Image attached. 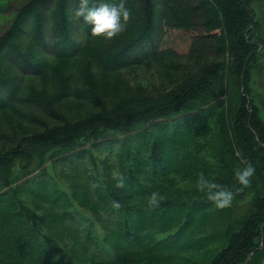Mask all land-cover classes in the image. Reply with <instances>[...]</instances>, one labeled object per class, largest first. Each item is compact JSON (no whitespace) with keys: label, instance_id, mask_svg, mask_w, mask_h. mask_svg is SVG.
<instances>
[{"label":"trees","instance_id":"trees-1","mask_svg":"<svg viewBox=\"0 0 264 264\" xmlns=\"http://www.w3.org/2000/svg\"><path fill=\"white\" fill-rule=\"evenodd\" d=\"M257 1L124 0L130 18L107 38L75 17L77 0H24L0 34V122L10 135L4 139L0 130L7 142L0 150V264H82L50 231L59 227L90 252L88 264H147L143 254L196 251L215 240L224 244L209 264H264V118L250 86L264 56ZM158 18L181 29L187 54L162 46ZM182 55L190 64L177 62L174 69L173 62L163 63ZM146 64L182 74L162 91L110 108L86 75ZM68 97L99 110L58 123L35 117L33 108L44 107L58 118L55 109ZM5 113L11 117L2 119ZM28 114L38 126H19ZM204 149L214 165L204 161ZM105 150L116 174L96 165L95 152ZM248 162L256 171L243 186L234 172ZM60 167L79 181L72 190L58 183ZM201 171L233 191L230 206L219 208L197 187L179 186ZM79 189L109 213L112 248L102 245L92 225L80 233L88 221L77 219L72 194ZM153 192L161 197L156 204L150 203ZM249 195V209L234 218ZM25 198L51 211L39 215ZM210 218L217 220L215 231L198 232Z\"/></svg>","mask_w":264,"mask_h":264},{"label":"rangeland","instance_id":"rangeland-1","mask_svg":"<svg viewBox=\"0 0 264 264\" xmlns=\"http://www.w3.org/2000/svg\"><path fill=\"white\" fill-rule=\"evenodd\" d=\"M3 1L2 3H6V5L0 6V34L5 30V28L9 24V20L14 14L15 10L24 2V0H0ZM256 13L260 21L261 30H263L264 34V0L257 1L256 4ZM168 19L164 18H158L157 23L160 22L158 25L156 35L160 38V42L162 43L163 47H171L176 48L177 52L181 54H187L185 50H187V46L185 43H183L181 40L183 39V35L181 32V29H172L168 27ZM160 20V21H159ZM76 27V25H75ZM194 33H198L196 30L200 29H193ZM192 30V31H193ZM163 32H166L163 34ZM178 40V41H177ZM178 42V43H176ZM160 47V46H159ZM148 47L144 49V51H148ZM141 50H138L136 53H139ZM131 55V54H130ZM188 58L185 55H182L180 58L170 57L169 60L163 63H167L168 65L173 62L174 69H176V63L180 62V65H187L190 64ZM80 65V64H79ZM85 66L84 64H81ZM166 64L162 67H158L154 64H146V65H136L132 67H128L116 72H113L111 74L104 73L102 71H99V73L96 75L93 71L90 73L87 72V76H92V79L94 80V83L99 84L100 88L102 90V97L101 101L105 104L107 108H110L114 106L115 104L126 100L130 97H136L141 93H157L159 90H163L164 86H167L169 83H171L172 79H177L181 77L182 69L180 72L176 70L168 71L166 69H163ZM69 67V66H67ZM82 67V66H81ZM180 69V68H179ZM48 76V75H47ZM51 79V78H50ZM91 79V78H90ZM103 79H105V83H103ZM81 79H79V82ZM44 83V82H43ZM43 83L38 81H33V84L35 85H43ZM176 83V82H175ZM47 86L49 85L46 84ZM82 85V84H81ZM45 86V85H43ZM251 95L252 99L255 102V104L258 106L259 111L261 112L263 118H264V56L262 57L261 61L258 62V64L254 67L253 74H252V82H251ZM46 87V86H45ZM53 92H50L48 96H52L56 93V89H52ZM141 96V95H140ZM97 106V105H96ZM95 105H91L89 103L76 100L73 98H65L63 101L58 105L57 110L55 109L57 113V117H52V114L49 115L47 111H44V107H36L34 112L37 113V116L45 118L48 122L53 119H57L56 123L59 122L62 118H71L72 120H80L84 117L85 113L90 111H98L99 108ZM34 112L32 114H34ZM6 114V113H5ZM28 114L27 117H23L19 120V123L21 127L24 129L26 127L33 128L36 125L35 123H38L36 120H34L33 115ZM59 115V116H58ZM11 117V114H6L3 117ZM76 117V119H75ZM9 119V118H8ZM0 122V130L4 133L2 135L4 136V139H6L7 128L8 126H1ZM3 124V123H2ZM16 127H14L15 129ZM12 129V126L11 128ZM1 134V133H0ZM7 142L5 140L0 141V150L2 146H6ZM108 150H105V152H95L97 158L96 165L100 166V168H107L111 169L115 174L118 172V169L113 165L111 162L113 156H111ZM203 155H206L204 157V161L209 160L211 165H214L216 162L215 158L208 152V150L204 149L202 151ZM209 154V155H208ZM114 160V159H113ZM103 172V171H102ZM58 176L59 181L63 187H66L67 189L70 188V190L73 189V185L75 186L76 183H79V181L74 177L73 172H71V169L68 168H58ZM197 174V173H196ZM195 174V175H196ZM198 175V174H197ZM196 175V176H197ZM182 181V180H181ZM196 181L197 178L190 177L189 179H185V181H182L179 183V186L181 188L189 187L195 188L196 187ZM249 192L248 194H250ZM74 196V207L77 209L78 215L77 219L82 221H88L85 225L81 226L80 233L85 234V232L89 229V226L92 225L91 232H94L95 235H98L101 239L102 245H105L107 247L112 246L106 241V237L110 230V221H109V213L103 210L102 207H100L97 204V200L95 198H90L84 193H82V190L79 189L77 191H74L72 194V197ZM26 201L32 207L38 211L39 215H43V212H49L47 207H43L40 205L44 204H36L34 201H31L28 198H25ZM250 199L251 196H247L245 199L240 200L238 203V207L236 210H234L233 217H238L244 213L247 212V210L250 207ZM49 222V221H48ZM217 220L210 218L209 220L205 221L202 225L201 229L198 232H214L213 230V224L216 223ZM52 233H55L59 239H62V243L67 247V249L73 253L78 261L82 264H88L90 263L92 259V255L90 252H87L85 248L82 247V245L79 243V241L76 239L74 240V236H72L68 231L62 229L61 227L56 229L50 230ZM152 235L158 236L165 234V232H158L157 230H152ZM200 233H197V235ZM224 240L218 241L215 240L211 245H207L201 249H198L196 251H176L172 252L173 254H165L163 256L158 255H150V254H143V261L147 264H209L213 256L219 251V249L223 246ZM102 246L97 247L96 249H101Z\"/></svg>","mask_w":264,"mask_h":264},{"label":"clouds","instance_id":"clouds-1","mask_svg":"<svg viewBox=\"0 0 264 264\" xmlns=\"http://www.w3.org/2000/svg\"><path fill=\"white\" fill-rule=\"evenodd\" d=\"M77 4L74 12L75 17L89 25L91 33L95 36L114 37L124 29L131 15L124 0H119V2H115V0H77ZM255 171V165L248 162L244 167L237 169L234 176L240 185L247 186L251 183V177ZM123 185V178L118 179L117 186L122 187ZM196 187L219 208L228 207L233 201V191L218 184L202 171L197 175ZM160 198L159 193L153 192L150 203L156 204ZM114 205L119 207V202L114 201Z\"/></svg>","mask_w":264,"mask_h":264}]
</instances>
